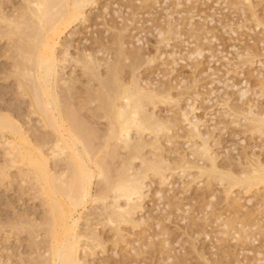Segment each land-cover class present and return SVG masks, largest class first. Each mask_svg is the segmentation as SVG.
<instances>
[{
    "label": "rangeland",
    "instance_id": "rangeland-1",
    "mask_svg": "<svg viewBox=\"0 0 264 264\" xmlns=\"http://www.w3.org/2000/svg\"><path fill=\"white\" fill-rule=\"evenodd\" d=\"M64 259L264 264V0H0V264Z\"/></svg>",
    "mask_w": 264,
    "mask_h": 264
},
{
    "label": "bare ground",
    "instance_id": "bare-ground-1",
    "mask_svg": "<svg viewBox=\"0 0 264 264\" xmlns=\"http://www.w3.org/2000/svg\"><path fill=\"white\" fill-rule=\"evenodd\" d=\"M34 3H35V2H34ZM50 3H51V2H50ZM79 4H80V3H79ZM31 6H32V5H31ZM78 7H79V6H78ZM33 8H34V7H33ZM79 8H80V7H79ZM35 9H36V8H35ZM21 10H22V9H21ZM41 10H42V9H41ZM76 10H77V9H76ZM76 10H75V11H76ZM24 11H25V10H24ZM29 11H31V10H29ZM43 11H45V10H43ZM75 11H74V13H75ZM21 12H22V11H21ZM37 12H38V11H37ZM39 12H40V10H39ZM41 12H42V11H41ZM26 13H27V12H26ZM29 13H30V12H29ZM42 13H44V12H42ZM49 13H50V11H49ZM76 13H78V11H77ZM21 14H22V13H21ZM34 14H35V13H34ZM51 14H52V13H51ZM72 14H73V13H72ZM72 14H71V15H72ZM23 15H24V14H23ZM45 15H46V14H45ZM53 15H55V14H53ZM28 16H29V15H28ZM36 16H38V15H36ZM40 16H41V14H40ZM47 16L49 17V15L47 14V15L45 16L47 19H46L44 16L41 17V18H45V19H42L43 21L41 20V23L44 22V24H42V25H47V24H48V23L45 24L47 21H44V20H48V21H49L50 18L48 19ZM51 16H52V15H51ZM21 17H22V16H21ZM54 17H55V16H54ZM58 17H59V16H58ZM58 17H57V18H58ZM22 18H24V17H22ZM52 18H53V17H52ZM52 18H51V19H52ZM55 18H56V17H55ZM31 19H32V18H31ZM38 19H39V18H37V20H38ZM60 19H61V18H60ZM21 20H22V19H21ZM25 20H27V19H25ZM52 20H53V19H52ZM52 20H51V21H52ZM56 20H57V19H56ZM38 21H39V20H38ZM51 21H50V22H51ZM19 22H20V21H19ZM19 22H18V24H19ZM25 22H26V21H25ZM35 22H36V21H35ZM52 22H54V21H52ZM58 22H59V21H58ZM36 23H38V22H36ZM41 23H40V25L37 24V26L39 25L37 28L35 27L36 29H38V31H39V27H41ZM51 25H52V23L49 24L48 27L51 26ZM16 26H17V25H16ZM32 26H33V25H32ZM17 27H18V26H17ZM17 27H16V28H17ZM23 27H24V26H23ZM23 27H19V28H23ZM26 27H27V26H26ZM28 27H29V26H28ZM28 27H27V28H28ZM30 27H31V25H30ZM19 28H18V29H19ZM42 28H43V26H42ZM46 28H47V26L44 28V30H45ZM25 29H26V28H25ZM28 29H29V28H28ZM40 29H41V28H40ZM19 30H20V29H19ZM31 30H32V29H31ZM41 30H43V29H41ZM44 30H43V31H44ZM24 31H25V30H24ZM34 32H36V30H34ZM40 32H41V31H40ZM40 32H38V33H40ZM27 33H28V32H27ZM41 33H42V32H41ZM35 34L37 35V32H36ZM38 35H39V34H38ZM38 35H37V38H41V40H42V37H38ZM34 36H35V35H34ZM39 36H40V35H39ZM41 36H43V35H41ZM24 37H26V36H24ZM29 37H30V34H29ZM25 39H26V38H25ZM30 40H32V38H31ZM35 40H36V39H35ZM39 40H40V39H39ZM39 40H38V41H39ZM44 40H45V38H44ZM24 41H25V40H24ZM36 41H37V40H36ZM36 41H35V43H36ZM25 42H26V41H25ZM32 42H33V41H32ZM40 42H42V41H40ZM40 42H39V43H40ZM42 43H43V42H42ZM42 43H40V44H42ZM40 44H38V45L40 46ZM27 46H28V45H27ZM32 46H34V45H32ZM43 46H44V45H43ZM44 47H45V46H44ZM27 48H28V47H27ZM29 48H30V47H29ZM31 48H32V47H31ZM40 48H41V47H40ZM30 50H31V49H30ZM34 51H35V50H34ZM36 51H37V50H36ZM35 53H36V52H35ZM39 53H40V52H39ZM38 55H39V54H38ZM42 55H43V54H42ZM28 56H29V58H30V55H28ZM32 56H33V55H32ZM31 58H34V57H31ZM41 58H42V57H41ZM26 60H27V58H26ZM37 61H40V58H39V60L37 59ZM41 61H43V60H41ZM44 61H45V60H44ZM33 90H34V89H33ZM32 92H33V91H32ZM33 94H34V93H33ZM37 103L39 104V102H37ZM38 104H37V105H38ZM38 106H39V105H38ZM255 161H256V160H255ZM253 162H254V161H253ZM250 168H251V167H250ZM256 169L259 170V168H256ZM42 170H43V168H42ZM253 170H254V169H253ZM44 173H45V172H44ZM39 174H40V173H39ZM59 190H60V189H59ZM57 191H58V190H57ZM65 191H66V190H65ZM60 192H61V191H60ZM63 193H64V192H63ZM67 197H68V196H67ZM69 197H71V196H69ZM67 199H68V198H67ZM52 200H53V199H52ZM56 200H57V199H56ZM53 201H54V200H53ZM52 205H54V203H52ZM55 205H56V204H55ZM57 205H58V204H57ZM59 208H60V207H59ZM57 210H58V209H57ZM59 210H60V209H59ZM55 211H56V208H55ZM51 214H52V213H51ZM62 214H63V213H62ZM67 214H68V213H67ZM59 215H60V214H59ZM61 216H62V215H61ZM57 218L60 219L59 217H57ZM61 219H62V218H61ZM63 220H64V219H63ZM63 222H64V221H63ZM60 223H61V220H60ZM62 225H63V224H62ZM65 227H66V226H65ZM61 229H62V228H61ZM57 232H58V231H57ZM54 233H55V231H54ZM68 233H70V231H69ZM55 234H56V233H55ZM59 254H60V253H59ZM57 259H58V258H57ZM64 260L66 261L67 259H64ZM67 261H68V260H67ZM70 262H71V261H70ZM68 263H69V261H68ZM57 264H58V263H57ZM64 264H65V263H64ZM69 264H70V263H69Z\"/></svg>",
    "mask_w": 264,
    "mask_h": 264
}]
</instances>
